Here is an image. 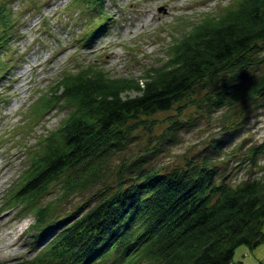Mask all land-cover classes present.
Returning a JSON list of instances; mask_svg holds the SVG:
<instances>
[{
	"label": "trees",
	"instance_id": "16d2710c",
	"mask_svg": "<svg viewBox=\"0 0 264 264\" xmlns=\"http://www.w3.org/2000/svg\"><path fill=\"white\" fill-rule=\"evenodd\" d=\"M78 1L104 13L106 0ZM12 13L0 14V48L15 34ZM263 65L264 0H237L193 22L142 83L113 78L101 66L64 74L44 106L62 103L69 113L30 153L7 203L34 216L31 229L41 247L32 259L6 264H234L238 246L262 244L264 174L232 184L207 153L165 172L152 165L157 153L144 154L121 170L115 184L95 192L92 204L64 215L58 206L103 183L114 156L140 128L152 131L157 113L200 91L197 99L211 111L238 114L264 99ZM130 89L139 94H124ZM186 124L173 123L166 138L173 140ZM256 148L262 145L251 151L254 162ZM54 186L58 195L44 201Z\"/></svg>",
	"mask_w": 264,
	"mask_h": 264
},
{
	"label": "rangeland",
	"instance_id": "374dc122",
	"mask_svg": "<svg viewBox=\"0 0 264 264\" xmlns=\"http://www.w3.org/2000/svg\"><path fill=\"white\" fill-rule=\"evenodd\" d=\"M236 1L106 0L104 13L99 14L78 0H0V14L12 10L17 19L11 42L0 48V75L4 74L0 79V264L32 259L41 247L35 245L39 239L31 229L34 216L23 214L21 205L7 203L22 181L30 153L69 113L62 103L49 105L50 109L44 106L48 97H55L62 76L82 67L101 66L113 78L142 83L147 70L167 60L174 39L193 22L206 13H221ZM88 36L95 37L88 42ZM124 94L139 92L130 89ZM197 96L154 115L152 131L138 130L124 153L114 156L103 183L60 200L59 213L64 215L85 201L92 204L95 192L115 184L122 169L152 152L157 153L152 165L162 172L199 161L207 153L232 184L264 174V99L247 103L236 114L211 111ZM175 122L187 124L169 140L165 132ZM217 143L218 152H212ZM261 145L254 162L251 151ZM52 190L44 201L58 195L59 187ZM233 261L264 264V242L253 248L238 246Z\"/></svg>",
	"mask_w": 264,
	"mask_h": 264
},
{
	"label": "bare ground",
	"instance_id": "6f19581e",
	"mask_svg": "<svg viewBox=\"0 0 264 264\" xmlns=\"http://www.w3.org/2000/svg\"><path fill=\"white\" fill-rule=\"evenodd\" d=\"M19 78H20V76H19Z\"/></svg>",
	"mask_w": 264,
	"mask_h": 264
}]
</instances>
